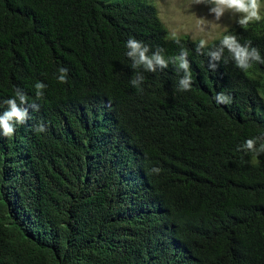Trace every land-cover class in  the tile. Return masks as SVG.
Returning <instances> with one entry per match:
<instances>
[{
    "label": "trees",
    "instance_id": "1",
    "mask_svg": "<svg viewBox=\"0 0 264 264\" xmlns=\"http://www.w3.org/2000/svg\"><path fill=\"white\" fill-rule=\"evenodd\" d=\"M227 34L264 58V17ZM129 38L169 60L139 87ZM199 42L146 0H0V113L17 89L39 105L0 135V264H264V154L240 148L264 136V64L225 49L213 71Z\"/></svg>",
    "mask_w": 264,
    "mask_h": 264
},
{
    "label": "clouds",
    "instance_id": "2",
    "mask_svg": "<svg viewBox=\"0 0 264 264\" xmlns=\"http://www.w3.org/2000/svg\"><path fill=\"white\" fill-rule=\"evenodd\" d=\"M194 3L210 5L209 14L214 16L215 21H220L226 12L238 15L237 23L240 26H247L252 22H259L261 17V0H194ZM201 20V30L204 28ZM180 44L179 40L175 41ZM128 49L126 55L132 61L131 68L136 70L131 84L134 87H139L144 81V72L154 73L157 70H163L169 67V60H166L163 55V49L157 48L152 51L150 47L141 41L134 38H129L126 42ZM225 49L231 54L235 65L241 70H248L252 62L264 64V58L261 57L257 48L251 46V42L241 44L235 35H224L217 47L207 49V41L201 39L196 46L197 54L207 55L209 69L215 71L217 63L223 59ZM172 63L176 67L177 72H182L183 75L179 80V89L182 91H190L193 85V76L191 64L188 59V51L181 47L179 55L172 58ZM57 80L59 83L68 82V69L60 68ZM47 87L42 82L35 84V95L39 99L43 97V90ZM217 104L227 105L231 102L229 96L223 92L217 93L214 97ZM19 102V103H18ZM7 105V109L0 113V135L4 137H12L16 130L17 124H23L29 118V109L34 111L39 110V105L36 103L29 104L26 94L17 89L15 96L3 101ZM37 132H44L43 124L36 127ZM264 140V136H258L252 139H247L240 148L248 152L254 153L257 157L264 154V143H260L257 147V141ZM239 150V149H238ZM153 172L159 173V168H153Z\"/></svg>",
    "mask_w": 264,
    "mask_h": 264
},
{
    "label": "rangeland",
    "instance_id": "3",
    "mask_svg": "<svg viewBox=\"0 0 264 264\" xmlns=\"http://www.w3.org/2000/svg\"><path fill=\"white\" fill-rule=\"evenodd\" d=\"M155 6L160 20L170 37L188 36L194 40H206L207 43L227 35L238 23V15L226 12L220 21L209 14L210 5L195 4L194 0H146ZM261 17H264V0H261ZM200 18L204 28L201 30Z\"/></svg>",
    "mask_w": 264,
    "mask_h": 264
}]
</instances>
